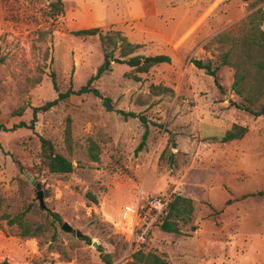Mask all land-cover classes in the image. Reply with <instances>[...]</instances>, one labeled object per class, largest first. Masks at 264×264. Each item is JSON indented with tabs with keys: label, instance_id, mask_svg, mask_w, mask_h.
<instances>
[{
	"label": "rangeland",
	"instance_id": "obj_1",
	"mask_svg": "<svg viewBox=\"0 0 264 264\" xmlns=\"http://www.w3.org/2000/svg\"><path fill=\"white\" fill-rule=\"evenodd\" d=\"M57 3L0 0V215L31 206L35 223L49 224V212L62 219L37 237H22L16 225L1 221L0 264H130L140 249L169 264H264V116L239 108L244 102L232 89V68L219 67L220 89L192 63L219 66L227 48L216 38L250 30L248 21L264 12V0ZM91 28L141 45L134 55H168L171 62L140 73L113 61L92 83L98 95H72L34 118L36 108L96 75L102 42L76 34ZM122 112L137 117L125 119ZM34 119L33 129L20 127ZM235 125L248 132L223 143ZM42 138L72 162V173L49 172ZM90 140L100 149L97 162ZM26 172L41 185L46 209ZM139 190L191 199L192 219L179 223L180 233L159 229L137 245ZM63 223L72 231H63Z\"/></svg>",
	"mask_w": 264,
	"mask_h": 264
},
{
	"label": "trees",
	"instance_id": "obj_2",
	"mask_svg": "<svg viewBox=\"0 0 264 264\" xmlns=\"http://www.w3.org/2000/svg\"><path fill=\"white\" fill-rule=\"evenodd\" d=\"M248 1V0H245ZM58 0L57 4H60ZM56 8L57 5L54 4ZM264 24V12H258L250 18L248 26L250 30L241 33L239 37L232 36L231 32L223 33L216 38V41L221 43L225 50L220 58L221 63L216 68H213L211 62L204 63L202 60H194L192 63L200 70H205L208 76L214 78V82L218 88H222L219 83L217 71L220 66H228L234 70V82L232 85L233 91L242 98L244 104L238 105L239 108L250 113L255 118L264 116V31L261 29ZM78 36H99L104 48V62L99 66L97 73L93 76L87 85L75 90L70 88L65 93H59L58 97L47 102L40 108L34 111V118L39 111L47 112L57 106L63 100L70 98L72 95L80 96L86 93L99 92L92 87V83L100 79L105 73L111 70L112 62L125 64L135 71L147 73L154 66L161 64H169L171 57L168 55H134L141 45L131 43L127 38L121 36L120 33L103 34L100 28L85 29L76 32ZM118 52L119 55L115 56ZM1 64V61H0ZM52 82L54 88L58 91L57 80L55 74L52 73ZM125 119L129 117L136 118L135 113L122 112ZM145 122V119L142 117ZM35 119L31 125L21 123L20 127L34 128ZM2 128V127H0ZM248 132L246 127L235 125L231 130L227 131L222 137L223 143L232 142L242 139ZM148 131L145 132L143 141L139 145L137 151H141L146 145ZM66 140L71 144V128L68 124L66 129ZM42 162L53 174L68 175L73 172L74 166L72 162L58 153L55 146L50 140L41 139ZM100 149L98 145L90 140L89 155L90 158L97 162L99 161ZM264 194V191L261 192ZM95 200V199H94ZM230 201H227L229 203ZM32 211V207L17 212L12 216L11 212H4L0 215V222L7 221L9 226H17L22 237H37L44 235L50 228L55 227V223H61V216L56 212H49L47 217L52 220L49 224L35 223L29 219L28 214ZM42 211V209H41ZM194 212L193 202L182 196L174 197L169 210V215L166 221L161 226V230L167 233H180V222L187 223V220L192 219ZM50 225V226H49ZM196 228L193 227V230ZM55 238V234H54ZM108 262L109 259H106ZM7 264V263H4ZM130 264H169L165 259L154 253L145 254V251L140 249L134 254V261Z\"/></svg>",
	"mask_w": 264,
	"mask_h": 264
},
{
	"label": "built area",
	"instance_id": "obj_3",
	"mask_svg": "<svg viewBox=\"0 0 264 264\" xmlns=\"http://www.w3.org/2000/svg\"><path fill=\"white\" fill-rule=\"evenodd\" d=\"M172 196L151 194L144 190L136 193L135 217L132 235L137 245L145 244L161 229L169 215Z\"/></svg>",
	"mask_w": 264,
	"mask_h": 264
},
{
	"label": "water",
	"instance_id": "obj_4",
	"mask_svg": "<svg viewBox=\"0 0 264 264\" xmlns=\"http://www.w3.org/2000/svg\"><path fill=\"white\" fill-rule=\"evenodd\" d=\"M103 105L107 109H110V110L113 109V107L109 104L108 100H104ZM24 175L27 178V180L36 188V190H37L36 198L39 201L40 207L43 209H46V205H45V201H44V193L41 189V185L29 173L26 172ZM62 230L65 232H70V231H72V228L70 227V225L68 223H63ZM80 235H81L80 232H77V236L80 237ZM94 246H97L96 243H94Z\"/></svg>",
	"mask_w": 264,
	"mask_h": 264
}]
</instances>
